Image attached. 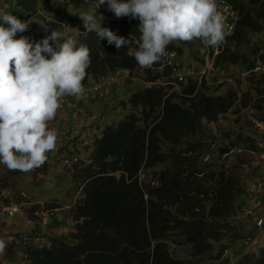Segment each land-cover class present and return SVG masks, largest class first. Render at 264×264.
Segmentation results:
<instances>
[{"label":"trees","instance_id":"obj_1","mask_svg":"<svg viewBox=\"0 0 264 264\" xmlns=\"http://www.w3.org/2000/svg\"><path fill=\"white\" fill-rule=\"evenodd\" d=\"M13 1L21 6L22 15L23 8L29 13L28 29L17 33L16 38L27 37L35 45L50 35V30H59L75 39L77 46L83 44L90 49L91 65L83 81L88 86L113 77L117 70L134 72L141 68L132 54L137 48L135 43L116 49L95 32L84 31L80 15L71 17V14L86 9L89 13L94 6V16L101 22V27L133 41L140 36L138 19L117 18L107 3L99 8L95 6L93 2L97 0L7 2L11 5ZM227 1L238 12L239 22L235 34L224 42L226 50L217 56L216 70L226 64L237 66L241 60L230 44L236 47L249 44L253 35L264 34L263 0ZM9 6L0 9V13ZM39 7L44 12L34 28ZM74 22L82 23L80 35L65 29ZM42 23L44 26L37 28ZM180 43L170 44L166 56L151 69L138 70L148 75V82H162L159 86L149 85L132 94L128 102H123L122 107H130L132 112L116 126H108L103 135L96 138L90 163L87 159L80 160L86 167L75 166L85 196L70 211L77 232L61 239L52 238L45 244L34 243L28 247L23 264H186L173 256L174 244L189 246L193 256L209 254L217 244L223 245L229 219L246 215L241 205L249 204L250 199L256 202L251 194L256 184L244 182V186L243 179L237 177L234 169L229 177L226 176V171L216 168L220 160L206 164L203 169L198 168L207 154L202 151L205 145L196 140L197 135L207 130L208 124L224 127L220 114L235 106L239 94L236 90L226 95L212 93L209 91L211 86L205 81L200 85L193 80L178 86L163 85L164 79L173 81L175 76L174 69L167 66L170 55L176 52L179 59L184 56ZM255 47V56L264 63V44L257 43ZM249 63V70H254L255 63L246 61ZM175 66L181 68L179 61ZM261 78L260 84L264 85V76ZM251 80L254 83V79ZM181 86L183 92L177 91ZM255 90L264 94L262 88L255 87ZM252 102L253 99L246 100L245 105ZM255 106L264 110V97L258 98ZM237 147L264 154V146L259 145L257 139L242 134L239 140L221 148L220 155L230 154ZM194 166H197L196 171L192 169ZM119 173L120 178L117 177ZM140 173L145 174L143 182ZM214 180L216 186L209 188ZM205 194L212 197L204 200L199 196ZM254 221L251 236L260 229L257 220ZM225 252L228 254V249ZM222 254L215 255L216 259L213 256L211 261L220 264ZM244 257L245 264H264V248L260 257Z\"/></svg>","mask_w":264,"mask_h":264},{"label":"rangeland","instance_id":"obj_2","mask_svg":"<svg viewBox=\"0 0 264 264\" xmlns=\"http://www.w3.org/2000/svg\"><path fill=\"white\" fill-rule=\"evenodd\" d=\"M7 1L0 0L1 10L10 5ZM50 1L55 2L57 0ZM59 1L61 2V0ZM93 4L96 6L97 1ZM30 8L34 9L32 6ZM38 10L40 13L36 16L34 28L44 12L42 7H39ZM86 11L74 12L71 17L88 13ZM5 12L17 16L20 20L28 21L29 13L23 8L22 15L21 6L14 1ZM89 13L96 15L94 6L93 11ZM81 24L74 22L71 27L68 26L65 29L79 34ZM43 26L42 23L37 28ZM40 30L37 32L39 33ZM259 38L262 41L259 42ZM257 43L264 44V34L258 35V37L253 35L249 44H242L237 47L231 46L232 44L229 45L241 58L237 66L226 64L218 70L211 66L212 75L215 76L212 77L213 84L209 91L226 95L230 91L236 90L239 99L233 108L220 114L223 117L222 124H224V127H221V124H208L210 127L207 130H202L196 137L197 141L199 140L200 143L205 145L202 151L207 154L202 159L203 161L199 163L198 168L203 169L204 166H207L206 164H213L214 160H220L216 168L219 167L222 171H226L228 177L232 173L231 170L234 169L237 177L243 179L242 183L245 182L249 185L257 184L264 179V154L238 149L237 147L230 154L220 155V150L229 146V143L239 140L242 134L257 139L259 145L264 146V110L257 109L256 106L249 109L245 105L246 100H255L264 96V94L261 95L255 90V87L264 90L263 83L260 84L261 77L264 76V63L255 56V45ZM179 45L184 50V56L179 59L182 72L187 73L191 68L194 71L200 70L204 65L203 62L207 54V47L202 40L196 39L191 43L182 42ZM225 50L224 43L222 46L216 47L218 56ZM262 50H264V47ZM246 61L255 63L258 68L255 71L249 70L248 65L250 63L246 64ZM140 69L138 68V70ZM138 70L134 72L117 70L113 75L115 79L109 80L106 78L100 82H94L92 87L84 84L88 93L82 100L67 97L68 103L66 106L64 104L62 106L64 109H60L56 119L50 122L51 127L55 128L59 134L58 148L50 154H59L60 157H57V160L55 157V160L48 164L47 162L50 161V158H48L42 167L30 173L12 171L4 165L3 170L0 169V233L3 231L0 239H3L7 245L4 254L0 255L2 258H0V264H23L29 246L34 245V243H48L53 237H58L60 234L68 237L73 233L71 229L75 230L77 228L70 211L85 196L82 193V188H80L83 182L76 177L75 166L79 164L80 168L86 167L87 165L80 164V160L87 159L90 163L91 155L95 151L96 138H100L108 126H116L132 112L130 107L127 109L122 107L123 102H128L132 94L145 90L149 85L159 86L158 83L150 84L147 81L148 75ZM257 76L261 77L257 78ZM251 79H254L255 84ZM110 84L116 85L110 89ZM101 86L106 87L100 89ZM178 88L177 91L183 90L182 86ZM76 101L79 102L76 103ZM72 102L76 103L73 107L77 105L79 109L70 113L72 107H67ZM59 120L62 125L59 124ZM68 125L71 126L69 130L74 131L70 136L69 144L65 145L63 140L67 130L62 127ZM183 145L185 146V144ZM60 161L61 163H58ZM196 168L197 166H194L192 169L196 171ZM190 174H192V170ZM140 175V181L143 182L145 175L144 173H140ZM217 178L215 180H218ZM215 180L212 187L209 186V188L216 186ZM245 184L244 186H246ZM191 195L194 196L196 193H191ZM199 196L204 200L212 197V195L206 194ZM248 201H250L249 204L241 205L246 215L229 219L230 226L226 228L221 247L217 244L209 254L193 256L189 246L174 244L172 247L173 256L185 261L186 264H214L211 261L214 259L213 256L220 253H223L220 264H243L245 255L260 257L261 250L264 248V230L261 232L264 227L257 228L260 233H256L255 236H251V232L254 229L253 224L256 217L258 215L264 217V197L256 200V202H252L251 199ZM260 202L263 204L261 207L256 208V204ZM48 208L52 210L53 216L60 210L66 211L69 220L65 214L58 213L57 215L62 217V221L59 224L50 221V226L55 224L54 228L50 229L46 221L51 218L52 212L48 213ZM56 226L59 228H55ZM256 241L257 244H255ZM224 247L225 250L228 249V254L223 250Z\"/></svg>","mask_w":264,"mask_h":264},{"label":"clouds","instance_id":"obj_3","mask_svg":"<svg viewBox=\"0 0 264 264\" xmlns=\"http://www.w3.org/2000/svg\"><path fill=\"white\" fill-rule=\"evenodd\" d=\"M105 3L117 18L139 20V38L117 36L88 13L80 15L84 31L95 32L116 49L135 43L132 54L143 69L161 62L176 41L202 40L212 56L225 42V17L216 0H97V7ZM28 25L11 13H0V165L23 173L42 167L57 150L59 134L50 122L65 97L85 98L83 81L91 65L90 49L77 46L67 32L50 30L35 45L27 37L16 38ZM6 247L0 239V255Z\"/></svg>","mask_w":264,"mask_h":264},{"label":"built area","instance_id":"obj_4","mask_svg":"<svg viewBox=\"0 0 264 264\" xmlns=\"http://www.w3.org/2000/svg\"><path fill=\"white\" fill-rule=\"evenodd\" d=\"M216 2H217L218 9L223 13V15L225 17V24H226L225 40H226L229 37H232L234 35L236 28H237V25H238V22H239V15L233 9V7L230 4H228L226 1L216 0ZM235 12L237 13V15ZM206 47H208V46H206ZM216 54L217 53L215 52V54L212 56V51L210 49H208L204 65L201 67V69L199 71L189 70L187 73H183L181 69H179L175 66V62L177 60V54L176 53H172V55L170 56V58L167 61V63H168L167 66L172 67L174 69L173 73L175 74L176 80H178L179 82L185 81L188 78H196V77H198L199 81L201 82L204 79L209 80L211 77L215 76V75H212L213 72H212L211 66L215 67V55ZM257 68H258V66L256 65V68L252 71H255ZM263 68H264V65H263ZM249 72H251V71H249ZM169 84H170L169 81L165 83V85H169ZM100 89H103V87L101 86ZM257 100L258 99L253 100V102L248 106L249 109L254 108L255 102ZM61 109L63 110L64 107H62ZM140 177H141V175H140ZM251 194H252L253 198L256 200H259L261 197H264V179L262 181H260L259 183H257L256 186H254V190L252 191ZM259 205H260L259 207H261L262 203L260 202ZM249 213H251V212H249ZM256 220H257L256 225L258 227H264V217H262L261 215H258L256 217Z\"/></svg>","mask_w":264,"mask_h":264},{"label":"crops","instance_id":"obj_5","mask_svg":"<svg viewBox=\"0 0 264 264\" xmlns=\"http://www.w3.org/2000/svg\"><path fill=\"white\" fill-rule=\"evenodd\" d=\"M79 101H76V103H78ZM75 102H72V103H70L69 104V106L67 107V108H71V110L72 111H70V113H72L73 111H77L78 109H79V107L76 105L75 107H73V105L74 104H76ZM59 124H61L62 125V122L59 120ZM51 126V125H50ZM64 130H67V133H66V135L64 136V140H63V143L65 144V145H68L69 144V139H71V135H72V132L74 131H70L69 129L71 128V126L70 125H68L67 127H62ZM75 129V128H74ZM52 153V152H51ZM51 153H49V158H50V161H48L47 163L48 164H50L51 163V161H54L55 160V157H56V160H57V157H60V155L59 154H57V155H50ZM68 154V153H67ZM59 159V158H58ZM58 163H61V161L60 162H58ZM0 169H2L3 170V165H0ZM47 211H48V213H51L52 212V210L50 209V208H48L47 209ZM58 213H63V214H65L66 215V217L68 218V220H69V215H68V213L66 212V211H63V210H60V211H58V212H56V214L53 216V212L51 213V218L50 219H47V221H46V224L48 225V226H50V221H54L56 224L58 223H61V221H62V217H60L59 215H57ZM41 215H43V214H41ZM54 219V220H53ZM54 226H55V224H53V226H50V229H53L54 228ZM55 228H59L58 226H56ZM32 230V229H31ZM71 231H73V232H76L77 230L75 229H71ZM1 234H3V231L0 233V238H1ZM65 235H62V234H60L58 237H55V238H58V239H60V238H63ZM67 236V235H66ZM54 238V237H53ZM1 258V257H0ZM2 259V258H1ZM1 259H0V261H1ZM1 263V262H0Z\"/></svg>","mask_w":264,"mask_h":264},{"label":"bare ground","instance_id":"obj_6","mask_svg":"<svg viewBox=\"0 0 264 264\" xmlns=\"http://www.w3.org/2000/svg\"><path fill=\"white\" fill-rule=\"evenodd\" d=\"M167 65H168V63H167ZM179 68V67H178ZM179 69H181V68H179ZM189 70H193L192 68L191 69H189ZM194 71V70H193ZM199 71V70H198ZM109 80H111V79H114L113 77H110V78H108ZM190 80H193V81H195L196 83H198L199 85L200 84H202L204 81L209 85V86H212V84H213V82H212V77L209 79V80H206V79H204V80H202L201 82L199 81V78L198 77H196V78H188L187 80H185V81H182V82H179L178 80H176V77L174 76V78H173V81H171V80H169V79H164L163 80V85H165V83L166 82H170V84L169 85H165V86H170V85H175V86H178L179 84H181V83H183V82H188V81H190ZM160 82H162V81H158V84H160ZM85 85H87V82H83ZM150 83V82H149ZM150 84H152V83H150ZM114 85H116V84H110L109 85V87H110V89L112 88V86H114ZM221 85V84H220ZM106 86H108L107 84H106ZM106 86H102L103 88L104 87H106ZM85 89H86V86H85ZM88 93V91L86 90V94ZM68 103V99H67V97H65V100H64V105L66 106V104ZM221 116V115H220ZM222 117V116H221ZM145 175V174H144ZM262 203V202H261ZM260 204V203H259ZM259 204H256V207H259L260 205ZM263 204V203H262ZM258 205V206H257ZM77 230V229H76ZM77 232V231H76ZM73 233H75V232H73ZM256 233H260V231H256L255 232V234Z\"/></svg>","mask_w":264,"mask_h":264},{"label":"water","instance_id":"obj_7","mask_svg":"<svg viewBox=\"0 0 264 264\" xmlns=\"http://www.w3.org/2000/svg\"><path fill=\"white\" fill-rule=\"evenodd\" d=\"M117 177H118V178H120V177H121V174H120V173H119V174H117Z\"/></svg>","mask_w":264,"mask_h":264}]
</instances>
